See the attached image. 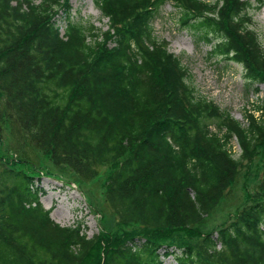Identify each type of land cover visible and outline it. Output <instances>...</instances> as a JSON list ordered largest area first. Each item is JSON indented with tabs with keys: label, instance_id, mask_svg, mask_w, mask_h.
I'll use <instances>...</instances> for the list:
<instances>
[{
	"label": "trees",
	"instance_id": "16d2710c",
	"mask_svg": "<svg viewBox=\"0 0 264 264\" xmlns=\"http://www.w3.org/2000/svg\"><path fill=\"white\" fill-rule=\"evenodd\" d=\"M93 1L104 31L73 20L70 0H0V120L6 109L38 151L82 180L107 166L105 201L125 228L89 237L82 220L54 222L41 203L40 174L5 166L0 264H162V253L177 264H264V166L257 192L231 221L199 232L241 161L264 148V99L259 117L249 114L243 125L197 95L188 69L153 30L161 5L173 2L209 57L242 65L258 91L264 46L251 11L264 0Z\"/></svg>",
	"mask_w": 264,
	"mask_h": 264
},
{
	"label": "rangeland",
	"instance_id": "374dc122",
	"mask_svg": "<svg viewBox=\"0 0 264 264\" xmlns=\"http://www.w3.org/2000/svg\"><path fill=\"white\" fill-rule=\"evenodd\" d=\"M70 6L73 20L92 23L101 31L107 28V19L100 14L93 0H70ZM251 14V28L264 46V5L258 11L252 10ZM180 17L181 12L173 2L162 4L153 21L154 35L158 40H164L168 50L188 69L197 95L212 101L224 113L230 114L245 126L247 115L259 117L255 106L264 99V86H258L256 91L255 84L244 77L242 65L219 57H209L210 47L198 39L196 31L188 25H181ZM57 19L63 33L65 19H61V16ZM6 113L7 110L4 109L0 120V171L6 166L30 172L33 170L32 172L40 174L38 182L41 203L45 209L51 210L50 216L54 222L69 226L82 220L89 237L100 231L119 236L121 229L125 227L117 224L104 197L108 167L99 166L98 176L92 180L76 177L67 166L54 165L48 155L38 151L22 130L4 116ZM207 124L212 132L217 131L216 120H209ZM229 148L234 158H238L240 149L235 139L229 142ZM263 158L264 148L250 162L241 161L234 182L204 224L199 226L200 235L215 232L219 225L230 222V216L247 203V196L257 192L264 166ZM55 175L61 177L55 179ZM86 194L98 209L97 212L87 205ZM178 235L184 237L182 232H178ZM194 241L195 239H191V242Z\"/></svg>",
	"mask_w": 264,
	"mask_h": 264
}]
</instances>
